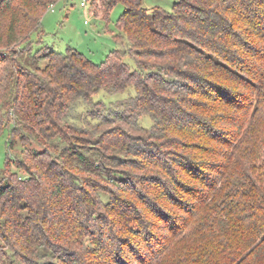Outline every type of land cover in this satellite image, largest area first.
Here are the masks:
<instances>
[{"label":"trees","instance_id":"trees-1","mask_svg":"<svg viewBox=\"0 0 264 264\" xmlns=\"http://www.w3.org/2000/svg\"><path fill=\"white\" fill-rule=\"evenodd\" d=\"M50 1L0 0V137L43 146L26 176L0 169V264H264V146H244L264 118V0H92L106 20L125 6L100 63L22 38ZM129 86L116 110L96 100ZM75 102L95 123L65 119Z\"/></svg>","mask_w":264,"mask_h":264},{"label":"rangeland","instance_id":"rangeland-1","mask_svg":"<svg viewBox=\"0 0 264 264\" xmlns=\"http://www.w3.org/2000/svg\"><path fill=\"white\" fill-rule=\"evenodd\" d=\"M92 0L88 1L87 7L81 5V0H52L42 10V26L39 29L29 35L31 31V24L26 18L23 20L26 24L21 23V36L27 41H34L33 49H37L40 45H50L57 51H65L69 46L76 48L80 52L84 53L90 60L95 63H100L105 60L108 53L115 48H122V43H119L115 39V35L119 32L117 21L125 6L122 2H118L112 8L109 19H103L96 16L91 12ZM175 4V0H143V6L146 8H152L155 5H160L167 10H172ZM35 28V26H34ZM23 34V35H22ZM39 40H42L39 44ZM29 55L24 52L19 58L21 63L29 64ZM125 61L128 62L131 67L135 68L134 61L131 57L127 56ZM43 66L46 64L44 61ZM135 95V90L132 86H129L124 92L112 94L107 91H101L96 100H103L106 102V106L117 109L118 104L128 99L129 96ZM264 107V101L262 108ZM2 112V111H1ZM114 111L113 113H115ZM102 114L110 115L106 109L102 110ZM18 114L13 117L16 118ZM65 119L69 122H75L80 126L89 127V123H95L97 118H94L87 108L81 102H75L70 104V109L65 116ZM141 126L145 128L152 127V119L149 116H141L139 119ZM8 121L6 126H8ZM261 131L259 137L256 139V148L253 146L252 141L254 137L250 136V139L244 143L245 148L252 147L253 150L264 146V118L261 117ZM19 128V127H18ZM5 129V128H4ZM134 134L142 135V131L139 129L133 130ZM25 135L17 129V132L11 133V129L7 127L0 137V169H3L6 165V158L13 161L11 169L18 172L21 176H26L27 173L24 170L16 167V162L21 160L27 150H43V146L40 145L34 139H30L27 144L22 140ZM256 138V137H255ZM13 139V140H12ZM249 155V154H247ZM250 159V158H249ZM15 163V164H14ZM261 165V164H260ZM254 168L248 171L250 178L254 180L255 184L261 186V182L255 177L257 176V167L253 163ZM2 176L0 172V177ZM201 233L196 232L195 235L199 236ZM195 244V242H194Z\"/></svg>","mask_w":264,"mask_h":264},{"label":"built area","instance_id":"built-area-1","mask_svg":"<svg viewBox=\"0 0 264 264\" xmlns=\"http://www.w3.org/2000/svg\"><path fill=\"white\" fill-rule=\"evenodd\" d=\"M89 0H81V5L87 7Z\"/></svg>","mask_w":264,"mask_h":264}]
</instances>
